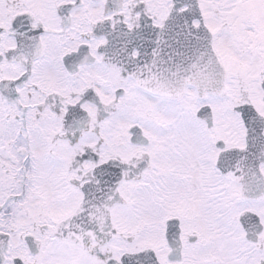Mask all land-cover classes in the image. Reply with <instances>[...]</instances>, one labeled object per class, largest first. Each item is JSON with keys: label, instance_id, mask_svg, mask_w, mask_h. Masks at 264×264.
<instances>
[{"label": "snow or ice", "instance_id": "6c2138e0", "mask_svg": "<svg viewBox=\"0 0 264 264\" xmlns=\"http://www.w3.org/2000/svg\"><path fill=\"white\" fill-rule=\"evenodd\" d=\"M0 264H264V0H0Z\"/></svg>", "mask_w": 264, "mask_h": 264}]
</instances>
